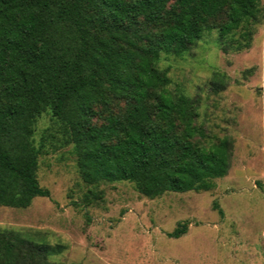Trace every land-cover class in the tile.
Listing matches in <instances>:
<instances>
[{"label": "trees", "instance_id": "1", "mask_svg": "<svg viewBox=\"0 0 264 264\" xmlns=\"http://www.w3.org/2000/svg\"><path fill=\"white\" fill-rule=\"evenodd\" d=\"M262 18L259 0H0V207L48 197L35 176L52 137L34 141L42 114L86 185L127 182L146 198L211 190L227 173L231 141H199L195 102L168 90L158 63L211 30L247 48ZM223 78L211 75L213 93ZM185 232L178 223L166 236ZM53 252L0 229V264H57Z\"/></svg>", "mask_w": 264, "mask_h": 264}, {"label": "rangeland", "instance_id": "2", "mask_svg": "<svg viewBox=\"0 0 264 264\" xmlns=\"http://www.w3.org/2000/svg\"><path fill=\"white\" fill-rule=\"evenodd\" d=\"M259 4L263 18L247 48L222 44L211 30L181 57L158 63L168 90L195 102L199 141H231L227 173L211 190L146 198L127 182L86 185L70 146L58 144L56 127L42 114L34 141L52 137L35 176L48 197L25 209L0 207V229L28 233L54 250L47 259L57 264H264V0ZM213 73L224 76L217 93L209 85ZM178 223L186 232L168 238Z\"/></svg>", "mask_w": 264, "mask_h": 264}]
</instances>
